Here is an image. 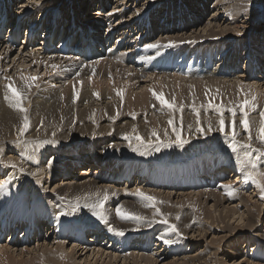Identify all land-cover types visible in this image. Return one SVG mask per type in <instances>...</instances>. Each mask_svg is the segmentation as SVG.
<instances>
[{"label": "bare ground", "instance_id": "obj_1", "mask_svg": "<svg viewBox=\"0 0 264 264\" xmlns=\"http://www.w3.org/2000/svg\"><path fill=\"white\" fill-rule=\"evenodd\" d=\"M74 1L75 0H48L46 2V5L45 4L43 5V3H39V4H41V7L36 8L37 10L35 11L34 10L35 5H30V7L28 5H25L26 3H29L30 0H28V1H26V0H0V70H2L1 68H6L5 66H9V63L13 64L11 66L12 68L7 67L6 69H4V73L7 74V73H11L12 71L15 72L16 75H11L10 78L15 82V86L17 88H20V89L24 88V83H25L24 80L21 78L22 76H28V75L37 76V77H39L37 83H40L39 87L32 88L31 91L28 93L27 101H31L32 107H31V109H28L29 112L27 113L29 115V113L31 112L30 115L28 116L29 121H30V127H29V130L23 135V139L25 137L24 141L26 142L24 145L26 148H24L23 150H30V151L23 153V156H27L29 153H31V151H32L31 148H33L34 151H40L41 150L42 145L40 143H34V145H33L31 143L32 138H35V141H36L37 139L35 136L40 137V138H41V136H43L45 138L46 136H48L50 134H53V133L56 134V130L54 131V128L61 123L58 122L59 120L58 121L56 120L54 115H52V114L48 115V113H49V109H51L57 103L67 104V106L69 104L71 105L73 103L80 104L78 106L81 108L82 107L84 108V111H81L79 113V115L81 114L80 120H84L87 117H92L91 115H95V112L91 110L93 108V107H90L91 105H95L96 102L100 104L101 102L105 101L106 99H110L111 102L107 108L105 106L104 107L107 109L108 114H111L112 116L119 115L123 111L122 107H123V104H125V103L128 104L131 108H134L136 111L142 110L141 113L146 112V110H147L146 108H149L148 110L152 111V109H150V107L147 103V100L151 104L150 106H152V108H154L156 106L158 107L159 104L157 102H159V101H157L155 99V97L153 96V92H156V91H157L156 92L157 94H162L163 97L166 98L167 100H170L172 97L173 100L175 99L176 101L181 100V102L189 103V105L195 104V105L201 106L202 100L206 99V100H211L212 103L213 102L217 103V104L223 103L225 106L229 105V108L237 105V104H234V105H230V104H233L237 101H238V103H240L244 99L245 94H250L248 97L249 99H251V96H253V95L256 96V100L254 101V103L256 104V109L264 111V103H263L264 101L262 100L263 96L261 95L262 90H260V89H262L260 87L264 86V51H261L258 48H257L258 50H256V51L252 50V48L250 47V45H251L250 41L248 40L250 38H248V37H247V40H248L247 43L242 44L243 46L241 45V43H243V40H244L243 38L237 39L235 41L233 40V37H235V35L236 36L247 35L248 33H253L255 30L254 29L255 27H259L260 32H258V34L259 33L262 34L261 41L264 44V30H263L264 24H262L263 21H262V23L258 22L262 18H264V0H229L228 1L229 3H227V2L225 3L226 0H222L221 2L218 0L217 2H220L223 4H218L216 2L217 5L214 8V10H212L210 12V10L207 9L206 12L205 11L202 12L201 15L198 13L200 3L195 2V0H183V1L179 0L178 2L175 1V3H174V1H172L174 4L173 3L172 4L158 3L157 6L154 7L152 10H150L151 7L147 6V5H149V4L151 5V3L153 1H158V0H141V1H143L142 4L140 3L139 0H116V1L113 0V3L115 5L113 6V4H111L110 9L106 10V12H107L106 14H103L101 17H98V16L91 17L92 16L91 15L88 18H86L87 16H85V18H86L85 20L88 23L95 22L96 24H103L106 22V23H109L111 25L114 21H117L116 27L122 28L121 29L122 31L117 35L118 42L124 40L125 41L124 45H125V47H127L128 51L126 53H124L123 56H120V54H121V52H120V54H119L120 57H116V56L109 57V58L103 57L100 60L93 62V63H87V61L85 59L76 57L75 54L78 52V48H79L78 45L75 43V42H77V40H75L74 42L71 40L72 44H68L70 39H68V34L65 32V19H66V17L70 16L73 13ZM161 1L163 2V0H161ZM197 1H199V0H197ZM63 2H65V8H63L61 10V4H63ZM130 2H132L130 7L132 5H134V3L137 4L136 8L133 9V10H135V9H137V10H135L133 13H132L133 10H130L128 7L123 8L124 6H128L130 4ZM54 4L58 5V9L53 11V14L50 15V14H48L49 11H46L44 9H47L46 6L51 7ZM160 5L163 6L162 10L160 9V7H161ZM180 6H183L185 9L180 11L179 8H177ZM220 6H221V8L218 9ZM76 8L82 10L84 7L83 6H77ZM121 8H122V10H121ZM185 10H187L190 13L196 14L195 18L192 21L188 22L186 20V14L184 13ZM115 11H117L119 13L115 14L114 17H111L110 15L113 16V14H114L113 12H115ZM126 11H130L126 14L132 13V15L129 16V19H127V17H126L128 15H125V16L120 15V14H124ZM220 11H221V13H220ZM121 12H123V13H121ZM145 12H146V16H144L143 18H140V15L145 14ZM173 12L174 13L176 12V14H174L176 16L173 15ZM224 15H225V17H224V21L222 23L221 21L223 20ZM171 16H173L172 17L173 23H171L169 21ZM71 17H73V16L71 15ZM121 17H123V22H120V19H122ZM209 17H211L210 20L208 19ZM48 19H50V20L48 21ZM135 20L137 22H135ZM73 21L76 24L75 18H73ZM213 22H214V26L211 27ZM202 26H204V28L202 29V31L204 33L203 32L201 33L199 31L201 34H198V31H197V34H195L196 29H198L199 27H202ZM170 27H173V29ZM170 29L173 30V32H174L173 34H175V35L177 34V36L174 35L172 37L162 38L161 40H159L158 36L160 35V33L169 32L167 30H170ZM175 29H177V30H175ZM191 32H192V34L187 36V34L191 33ZM169 33H171V31ZM179 33H182V34L180 35ZM138 34H140L141 39L143 41L142 49H141L142 51L140 54L137 52V48L139 46L138 45L139 38H136V36ZM251 39H252V37H251ZM22 40H24V42H22ZM241 40H242V42L239 44V42ZM225 41H227V43ZM221 43L227 44L228 47L226 48V50H229V51L234 50V49L235 50L232 53V55L223 57L224 58L223 61L227 62V63L220 67V65L222 64V63L219 64L220 62H222V59L220 58V56H221L220 52L221 51L219 50V46ZM4 44L8 45V47L7 46L4 47ZM152 44H159L160 47L150 48L149 45H152ZM234 44H235V47L239 46V45L240 46L234 48ZM42 45H43V47H41ZM11 46H13V47H11ZM14 47H16L17 49ZM221 47L224 50L223 45ZM113 48H114V50L117 49L115 46H113ZM188 50H190V51H188ZM214 50L216 51V53L214 52ZM243 51L245 52L246 57L241 56L242 55L241 52H243ZM236 53L239 55H236ZM226 55H227V53H226ZM260 59H263V60L261 61ZM155 60L158 63V65L154 68H149V66ZM126 61H128L131 65H129V63ZM185 63H188L190 65H189V69H187L186 71H183V69L185 68ZM215 64H216V66H218V68L215 66ZM53 65H57L58 67L53 68ZM213 66H215V68H213ZM240 66H242V70L237 71L239 68H241ZM91 67H93V68L97 67L98 72H96L95 70L92 71ZM228 69H231V70L225 75V71ZM33 70H35L34 73L30 74V72H32ZM54 70H55V72L62 74L60 76H62L63 79L66 76V75H63L65 73H68L70 76L74 74L75 75L74 78H76V79L73 80L72 82L69 81L66 85H64L63 91H61V92L56 91L55 92V90L49 85V83L50 82L52 83V82L58 80L59 79L58 76L57 77L54 76L52 79H48L47 83L43 82V77L50 75ZM43 71H44V73H43ZM55 72L52 74V76L56 74ZM143 72H146V73H143ZM177 72L185 73V74L189 73V72H194V73H197L198 75H201V73L211 74L212 76L217 75L221 78H219L218 80H211V82H208V83L206 82L207 80L204 83H202L204 81L203 80L200 84L201 86H198V87L197 86L193 87L192 85L188 86V87H182V86L176 85L174 87V86H171L170 82H167V80L170 79L169 78L166 80V82L169 83L167 85V86H169L168 88H167V86L164 87V89H162V90H157V88H156L155 91L153 89H151V87L155 86V81L157 79L158 80L161 79V77H163V75H169V74L171 75V74H175ZM23 73H25V74H23ZM42 73H43V75H42ZM70 73H73V74H70ZM232 73H234V76H235V74H241V73H244V75H243V78H238V77H233ZM91 75H96V77H98V79L96 77H91ZM226 77H232V79L235 78V81L232 83H231V80L229 82H227V80L225 81ZM145 78H147L146 79L147 81L144 80ZM87 80L90 81L91 86H95V89L94 88L89 89L88 87H86V88L83 87L84 82H86ZM125 80H127V81H125ZM151 80L154 81L152 83L151 87H149L147 90H144V87H142L140 92H134V89L132 88V86L127 88L128 90H126V93H125V91L119 89V87H114L113 90L112 89H108V90L103 89L104 86L110 87L111 85L115 86V84H123V83H130V84L133 83L134 84V83H138V82L144 84V83L150 82ZM101 81H102V83H101ZM123 81H125V82H123ZM159 81H161V83H164L165 79L164 80L161 79ZM208 81H209V79H208ZM106 82H110V83L113 82V83L109 84ZM6 83H8V82L5 81V83L0 85V100L2 99V96H4ZM158 83L159 82H157V84ZM172 84H174V83H172ZM221 85L222 86L234 85L235 87L238 88L239 96L236 98L233 95L232 90L222 89L220 87ZM162 86H164V85L162 84ZM242 86L244 89L243 93L241 92ZM117 91H120L123 93V99H121V97L117 95ZM75 92H79L78 99L75 97V94H74ZM187 92L192 93L194 98L196 96V98H195L196 101H194L193 103H190V100L188 102L186 100V98H182V95L187 94ZM94 93H99V99H97V97H96V95H94ZM33 96H34V98H33ZM113 97H116V99H111ZM198 98H202L201 102H198ZM192 100H193V98H192ZM83 103H87V104L82 105ZM155 103L157 105H155ZM174 103H175V101H174ZM99 104H97V105L99 106ZM103 104H104V102H103ZM183 105H185V104H183ZM159 106L161 107V105H159ZM176 106H177V103L175 104V107ZM42 107H43V109H40ZM183 107L184 106H182V108ZM100 108H101V106H100ZM204 108H205V106H204ZM54 109H56V108H54ZM183 109H185V108H183ZM258 110H256V111L259 112ZM61 111L64 113L63 116L66 118V121L70 120L74 116V113H75L73 109L70 110V107L67 109L62 107ZM136 111H134V112H136ZM249 111H250V109H249ZM96 112H100V111L96 110ZM125 112H126V110H125ZM132 112H133V109H132ZM210 112H212V111H210ZM251 112H253V111H251ZM257 112H255V113H257ZM77 113H76V115H77ZM169 113H170V111H169ZM175 113H176V111H175ZM227 113L228 112L226 111V114ZM137 114H139V112ZM170 114H169V116H170ZM189 114L191 115V113H189ZM200 114H201V112H200ZM123 115H125V114H123ZM150 115H152L151 112H150ZM121 116H122V114H121ZM156 116H157V113H156ZM83 117H84V119H82ZM102 117H103V115H102ZM122 117H124V116H122ZM172 117H174V116H172ZM251 117H253V116H251ZM254 117H256V116H254ZM108 118H110V117H108ZM216 118H218V117H215V119ZM236 120H239V118H237ZM96 121H97V119H96ZM144 121H145V119H144ZM216 121H218V120H216ZM22 123H23V121H22V114L21 113H19V112L13 110L12 108L8 107L7 102H6L5 106H3V104L2 105L0 104V145H1V148L3 145L4 146L9 145L7 143H10L11 141L16 140L20 136L18 130L22 127ZM216 123H218V122H216ZM216 123L214 124L215 126H216ZM147 124H149V123H147ZM112 125H114V124H112ZM125 125H126V123H125ZM162 125L164 126V124H162ZM257 125L259 126V124H257ZM94 126L96 127V124ZM119 126H121V125H119ZM147 126L149 127V125H147ZM226 126H228V125H226ZM85 127H83V128H77L76 127L77 131H75V129H73V131H75V132L71 131L72 134L70 135V137L71 138H75V137L79 138V137L86 136L87 133H86ZM138 127H140V125ZM92 128L94 129V127H92ZM111 128H113V127H111ZM189 128H190V125H189ZM123 129L125 130V128H123ZM134 129H135V127H134ZM167 129H168V127L166 126V130ZM187 129L188 128H186L185 133L186 132L188 133ZM106 130H107V128H106ZM135 130H137V129H135ZM205 131L203 133L200 132V135L204 136V135L209 134ZM241 131H242V128H241ZM256 131H258V130H256ZM100 132H102V131H100ZM155 132H156V130H155ZM191 132L192 131H190L189 133H191ZM209 132H211V131H209ZM229 132H231L230 129H229ZM237 132H238L237 133V135H238L240 132L239 131H237ZM94 133H96V132H94ZM107 133H109V131H107ZM134 133L135 134L139 133V131L138 132L134 131ZM183 133H184V131H183ZM218 133L216 135L221 134V133H219V134ZM253 133H254V131L251 132V134L255 135V133L254 134ZM67 134H66V137H68ZM174 134H176V133H174ZM64 135H65V133H64ZM93 135H95V134H93ZM138 135L139 134H137V136ZM147 135H149V134H147ZM212 135H215V134H212ZM133 136H134V134L130 137V139H132ZM185 136H187V135H185ZM192 136L193 135L191 134L190 137H192ZM224 136H226V135H224ZM229 136L231 137V135L228 134L227 138ZM95 137H97V136H95ZM170 137H171V135H170ZM222 137H223V135H222ZM54 138H55V136H54ZM184 138H186V137H184ZM192 138L194 139V136ZM204 138H206V137H204ZM227 138L224 140L226 141ZM45 139H48V137H46ZM49 139H52V138H49ZM188 140L190 142V139H188ZM18 141H20V140H18ZM52 141H55V140H52ZM149 141H151V140H149ZM155 141H157V139H155ZM70 142H72V141L70 140ZM238 142H239V140H238ZM54 143H56V142H54ZM63 143H65V142H63ZM126 143H128V142H126ZM146 143H148V142H146ZM243 143H244V140H243ZM243 143H241V144H243ZM140 144L142 145L143 143H140ZM176 144H178V143L176 142ZM225 144L227 146V144H228L227 141L224 143V145ZM14 145H15V143L11 145L12 148L15 147ZM154 145L156 146V144H154ZM154 145H153V148H155ZM116 146H117V144H116ZM145 146L147 147L148 144H146ZM158 146L160 147L162 145H158ZM168 146L171 147V144ZM192 146H193V144H192ZM124 147H126V145ZM139 147L140 146L138 144V148ZM146 147H142V148H144V150H145ZM150 147H151V145H150ZM164 147H167V146H164ZM238 147H241V146H239V144H238ZM49 148L52 149L51 146ZM147 148L149 149V146ZM162 148H163V146H162ZM241 148L243 149V147H241ZM9 149H11V147ZM135 149H137V147ZM148 149H146V150L149 152ZM162 150H164V149H162ZM165 150H167V149H165ZM211 150H213V149H211ZM132 151H134V150H132ZM217 151H215V152H217ZM48 152H49V150H42L40 152V154L45 157V155H47ZM138 152L139 151L135 152V154H137ZM212 152L213 151H211V153ZM13 153H14V150H13ZM4 154H5L4 152L0 154V163L3 164L2 167L4 168L3 173L2 172L1 173L4 175L3 177L6 178V180H8L9 188H0V264H76V260H77L76 257H77L78 252L83 253L80 255L82 258L85 257L84 263H80V264H91V261L93 262V264H124L127 261L126 259H129L127 257L126 258L119 257V255H116V254L117 253H123L126 250H128L129 248L131 249V247H129L131 244L128 245L129 243L126 242V244H127L126 250L125 251H123V250L119 251L120 249L117 247H120V245L122 244L121 240H116L113 243V245H108L110 243V241H108L109 233H107L106 231L99 230L98 228H90L87 225H83L81 230H79V227H81L82 224L79 221L75 222L73 224L72 216L74 215V213L69 214L67 212V210L61 206H55V205H52L50 207L47 206V203L51 200V198H46L44 196V194L42 195V193L39 191V188H38V186L40 184L43 186V184H42L43 182H46V183L48 182V181H45L46 180L45 169L41 168L42 171L39 169L37 170V168H39L40 166H43V162L42 163L36 162L34 164V163H30V161H28L25 163L18 156L16 157L14 155H12V156L10 155L11 157L7 158V156H4ZM6 154H7V152H6ZM129 155L130 154H128L126 156H129ZM131 155H132V152H131ZM214 155H215V153H214ZM123 156L124 155H122V157ZM137 156H139V155L137 154ZM212 156L213 155H211V157ZM256 156H257V154H256ZM116 157H118V156H116ZM175 157L176 156L173 157L174 161L178 160L179 157H176V158ZM257 157H259V156H257ZM26 159L27 158H24V160H26ZM160 160L169 161L171 159H167L166 157H161ZM147 161H149V160H147ZM208 161H210V160H208ZM154 164H156V162ZM161 164L164 165L167 163H161ZM214 164L215 163H213L212 165H214ZM12 165H15V167H12ZM168 165L169 166L179 165V163L168 164ZM73 166H76V164ZM52 167L57 169L55 173L60 175V178L63 179L62 184H59V182H58V183H55L53 185L56 193H57V191H58V193H61V192H66L67 190L68 191L69 190L77 191L78 194H79V192H83V193L84 192H92L96 189H99L101 183H103L105 181L109 182L110 185H108V184H106L105 186L101 185V187L113 189V188H110L111 185L115 186V185L119 184V186L125 187L127 189V190L126 189L124 190L126 193H128V192L131 193L134 190L129 191L128 189H130L134 184L138 186L142 182L144 185H146L148 183L147 177H144L142 175H135L134 176V175H132V173L129 175H125L124 177L117 175L115 173L102 174V170H103L102 166H99L98 164H96L94 162L91 163V161L90 162L88 161V164L83 166L82 169L79 170V168H78V169H75L73 171V172H75L74 174H72L73 178H74L73 181H70L69 183H64L65 181H68L69 179L72 178L71 177L72 175L69 174L70 171L64 167L60 168V166L58 164H52ZM211 169H213V168H211ZM228 169H229V167H228ZM214 170H215V168H214ZM205 171L206 170H204V172ZM219 171H220V173H219ZM228 171L229 170H225V168H220V169L216 170L214 173L218 177H221L220 180H224V177L228 173ZM187 172L194 174V170L192 168H187ZM36 174H39V178L37 177L38 179H34ZM230 175L237 177V174L233 173V171H231ZM50 179H52V178H50ZM238 179L240 182V181H243V179H245V178L239 177ZM92 181L95 182L94 188H90ZM208 181L210 182V180H208ZM212 181H214V180H212ZM76 183H78V184H76ZM245 183L246 182H242L241 184H243L244 187H247L246 184L250 183V182H247L246 184ZM209 185H210V183H209ZM220 185L224 186V185H229V184L223 183ZM235 185L236 184H234V186ZM254 185L258 191V193H256V195L257 194H259L260 196L264 195V193L261 192L260 188L257 187L256 184H254ZM137 186H136V188H137ZM222 186H220V187H222ZM240 188H241V185L239 188H237V190L240 191L241 190ZM139 189H141L144 192L142 187ZM45 190H47V189H45ZM136 190H138V189H136ZM102 191H104V190H102ZM111 191H110V193H111ZM151 191H153V190H151ZM151 191H150V193H151ZM213 192H211V193H213ZM110 193L108 192V194H110ZM114 193H116V192H114ZM153 193L155 194V192H153ZM205 193H207V192H205ZM99 194H101V193H98V196H99ZM145 194H147V193L145 192ZM148 194H149V192H148ZM169 194H171V193L169 192ZM81 195H83V194H81ZM102 195H105V194L102 193ZM172 195L175 196V194H172ZM251 195H253V194H251ZM71 196H73V195H71ZM196 196H197V198H194L195 196L191 197V193H190V197H189V198H191L190 204H191L194 212H199V211L200 212H205V211L207 212L206 206L205 205L203 206L202 203H200L201 198L205 199V202H208V199L215 198L216 203L217 204L220 203V206L227 204V203H229V205H230L231 203H233L235 201V198H237L239 196L241 198L240 193L236 194L235 198H231L227 195V193H223V192H215V193L207 195V196H205L203 194H199ZM74 197H77V196L74 195ZM79 197H81V196H79ZM79 197H77V198H79ZM94 197H95V195H94ZM252 197L249 196L248 198H246L245 203H242V205L236 204L237 206L235 208H233V206H235V205H233L232 208H231V206H230V208L229 207L223 208L221 210V213L218 215V217L220 216L219 218H217L216 216H213V214L216 213V210H214V212H212V214H209V215L207 214L206 218L208 220H212L213 225L216 221L220 220L221 222L218 224L225 223V225H226L225 230H226V228L228 226V222L231 219H233L234 217L236 218V215H238V216H240V218L237 217L238 219H240L238 224L242 223V225L235 227L237 229V233L239 232V230L241 229L242 226H248V227H251L252 229H255V226H257L259 221H260V216L262 215V212H263V208H262L263 205L259 204V202H254L255 203L254 208H249L250 199H253ZM157 198H159V197L157 196ZM160 198H161V196H160ZM182 198H184V197H182ZM189 198L185 201H188ZM34 199H36V201H33ZM65 199H64V201H65ZM98 199H100V198H97L96 200L99 201ZM154 199H155V196H154ZM74 200L76 201V199H74ZM102 200H103V198H102ZM168 200H169V197H168ZM62 201H63V199H62ZM91 201L92 200L90 199V202ZM161 201H162V198H161ZM86 203L88 204V201ZM124 203H125V201H124ZM127 203H128V201H127ZM62 204H64V202ZM140 204H141V202H140ZM159 204H160V202H159ZM162 204H160V205H162ZM169 205H172V204H169ZM182 205H184V204H182ZM79 206H81V205L79 204ZM166 206H167V204H166ZM220 206H218V208ZM107 207H104V208H107ZM175 207L177 208V206H175ZM212 207H214V205ZM180 209H181V205H180ZM180 209H179V211H180ZM239 209H244L245 212H243V211L241 212V211H239ZM179 211H177V212H179ZM191 211H192V209H191ZM61 212L65 213V215H61ZM174 212H176V211H174ZM104 213H106V212H104ZM108 213H107V215H108ZM137 214H138V212H137ZM177 214H179V213H177ZM110 215H111V213H110ZM179 216H180V214H179ZM147 217H149V216H147ZM155 218H157V217H155ZM215 218H217L216 221H214ZM109 219L112 220L113 218H109ZM238 219H236L235 223L237 222ZM115 221H117V220H115ZM208 222H211V221H208ZM112 223H113V221H112ZM176 223H178V222H176ZM120 224H121V220H120ZM202 224L203 223H201V225ZM206 224H208V223H206ZM175 225H177V224H175ZM229 226L231 227L232 225H229ZM148 227H146V228H148ZM177 227H179V226H177ZM199 227L201 228V226H199ZM210 227H212V226L210 225L209 228ZM146 228L144 226L143 229L145 230ZM231 228L233 229V226ZM67 229H69V230H67ZM179 229H180V227H179ZM186 230H188V229H186ZM208 230H212V228L208 229ZM208 230H207V232H208ZM194 232L196 234L198 233V235L201 236V234H204L205 231H203V229H201V230L197 229ZM237 233H236V235H237ZM5 235H6V238L8 237V239L4 243H2V240H4V238H5ZM126 235H128V234H126ZM132 235H135V233ZM187 235H188V233H187ZM206 235H209V233L205 232V236ZM210 235H213V234L210 233ZM236 235L233 238H239L241 236V234H238L239 236H236ZM119 236H121V235H119ZM1 237H3V239ZM203 237L204 236H202V238ZM114 238H117V237H114ZM134 238H135V240L133 241L134 243H132V244H134L136 247H141L143 241H142V239H140V236L134 237ZM148 238H149V236H148ZM226 238H227L226 236L222 237V238H217L215 240V246L216 247L211 249V247L207 246V250H206L207 253L204 255L202 253V255H198V256H194V257L190 256L189 258L187 257V258L183 259L181 261V263L179 262L178 258H174L173 261L175 259H177V262L180 264H186V263L187 264L188 263L219 264V262H218L219 260H217L218 259L217 255L219 253V248L221 247V245H226V244H222V242ZM254 238H256L257 241H255ZM53 240H54V243L51 244V241H53ZM161 241H163L162 237L160 239L158 238V241L154 244L155 247H153L152 250H156L157 249L156 246H158L160 244L159 242H161ZM186 241H188V238L187 239L185 238L184 242H186ZM248 242H252L254 247L257 245L256 248L253 249V251H255V254H256V256L255 255L254 256L257 258H255L253 260L255 261V260H258L262 257L264 258V248L262 246V245H264V238H259V236L257 234H255L254 236L248 237L247 240L245 241V244L247 243V245H246V247L243 248L244 250L249 247L250 243H248ZM84 243H85V245H84ZM176 244H178V241ZM68 246H72V247L70 249H68L69 248ZM113 246L116 248H112ZM135 246H133V247H135ZM172 247H174V246H172ZM159 249L162 250V248H158V250ZM170 250H171V248H170ZM173 250H175V249H173ZM140 251H141V248H140ZM143 251L148 252L147 249H145ZM163 251H165V250H163ZM209 252H210V254L208 256L207 254ZM159 253L160 252L158 251V254ZM235 253H237V252H235ZM137 254L136 255H132V254L130 255L132 257L131 261L134 262L133 264H142L143 262L145 264H152V263H155V261H158L159 259H161V256H162V255L160 256L161 253L159 254L158 257L155 256L156 254L152 255V256L148 255L146 257L139 256V254L138 255ZM164 254H165V252H164ZM61 257H63V258H61ZM81 257L79 259H81ZM138 257H140V259H138ZM177 262H175V263H177ZM253 262L251 261V263H250V262L246 261V259L244 258L243 264H252ZM175 263L173 262L170 264H175ZM223 263H225V262H223Z\"/></svg>", "mask_w": 264, "mask_h": 264}, {"label": "rangeland", "instance_id": "obj_2", "mask_svg": "<svg viewBox=\"0 0 264 264\" xmlns=\"http://www.w3.org/2000/svg\"><path fill=\"white\" fill-rule=\"evenodd\" d=\"M26 1H28V0H26ZM47 1L48 0H35V2H33V0H30V2L29 3H26L25 5H28L29 7H30V5H35L34 10L36 11L37 10L36 8L41 7V4H39V3H43V5L44 4L46 5V2ZM139 1L142 4L143 1H141V0H139ZM172 1H174V3H175V1L178 2L179 0H163V2L161 0H158V1H153L151 3V5L149 4L147 6H150L151 7L150 10H152L154 7L157 6L158 3L172 4L173 3ZM217 1L218 0H199V1L195 0V2L200 3L199 4L198 13L201 15V13L204 12V11L206 12L207 9L210 10V12H211L216 7V5H217L216 2ZM219 1L221 2L222 0H219ZM228 1L229 0H226L225 3L226 2L229 3ZM132 2H130V4L128 6H124L123 8L128 7L130 10H133L134 8H136L137 4L134 3V5H132L130 7V5L132 4ZM220 2H217V3L218 4H223V3H220ZM46 8L47 9H44V10L49 11L48 14L51 15V14H53V11H55L56 9H58V5L57 4H54L51 7L46 6ZM63 8H65V2H63V4H61V10ZM177 8H179L180 11H182V10L185 9L183 6H180V7H177ZM220 8H221V6L218 9H220ZM160 9L162 10L163 9V6H161ZM121 10H122V8H121ZM135 10H137V9H135ZM135 10H133L132 13ZM128 12H130V11H126L124 14H120V15L121 16L128 15L126 17H127V19H129V16H131L132 13L131 14L130 13L129 14H126ZM113 13H112L113 16L110 15L111 17H114L115 14H117L119 12L115 11ZM121 13H123V12H121ZM184 13L186 14V20L188 22L192 21L195 18V15H196L194 13L188 12L187 10H185ZM220 13H221V11H220ZM174 14H176V12L175 13L173 12V15ZM144 16H146V12H145V14H141L140 15V18H143ZM174 16H176V15H174ZM172 17L173 16H171V18L169 20L171 23H173ZM224 17H225V15L223 16V20L221 21L222 23L224 21ZM121 18L122 19H120V22H123V17H121ZM210 18L211 17H209L208 19L210 20ZM263 19L264 18H262L258 22L259 23L260 22L262 23V21H263L262 24H264V20ZM49 20L50 19H48V21ZM115 22H117V21H114L112 24H114ZM135 22H137V21L135 20ZM212 26H214V22L212 23L211 27ZM170 28L173 29V27H170ZM203 28H204V26L199 27L198 29H196V31H195L196 33L195 34H197V31H198V34H201L203 32L202 31ZM254 29H253L254 30L253 33H248L247 35H240V36H236L235 35V37H233V40L235 41L237 39L243 38L244 39L243 40V43H241L242 40L239 42V44L241 43V45L244 44V43H247V41L249 40L250 41V44H251L250 47L252 48V50L256 51V50L260 49L261 51H264V44L261 41L262 34L261 33L258 34V32H260V29H259V27H255ZM175 30H177V29H175ZM263 30H264V27H263ZM167 31H169V32L171 31V33H169V32L160 33V35L158 36L159 40H161L162 38L172 37V36L175 35V34H173L174 33L173 30L170 29V30H167ZM179 34L181 35L182 33H179ZM191 34H192V32L191 33H188L187 36H189ZM175 36H177V34ZM247 37L250 38V39L247 40ZM251 37H252V39H251ZM225 42L227 43V41H225ZM222 45H223L224 50L221 47ZM239 46H236V47H239ZM4 47H6V46L4 45ZM227 47L228 46L225 43H221L220 46H219V50L221 51L220 52V55L222 56V57L220 56V58L222 59V62L219 63V64L222 63L220 65V67L223 66V65H225L227 63V62H224L223 61V59H224L223 57L232 55V53L235 50L234 48H236L235 47V44H234V48H233L234 50H230V51L229 50H226ZM188 51H190V50H188ZM214 52L216 53L215 50H214ZM226 53H227V55H226ZM241 54H242L241 56L246 57L244 51L241 52ZM236 55H239V54L236 53ZM260 60L262 61L263 59H260ZM12 65L13 64L9 63V66H5V67L6 68L7 67L12 68L11 67ZM189 65L190 64H188V63L185 64V68L183 69V71H186L187 69H189ZM215 66H216V64H215ZM215 66H213V68H215ZM216 67L218 68V66H216ZM240 67L241 68H239L237 71L242 70V66H240ZM6 68H1L2 70H0V85H2L3 83H5V81H6L4 79L5 76L10 77L11 75H16V73L13 72V71L11 73L5 74L4 73V69H6ZM91 70L92 71L95 70L96 72H98L97 67L96 68L91 67ZM230 70L231 69L226 70L225 71V75ZM34 71L35 70H33L32 72H30V74H33ZM54 72H55V70L50 74L51 76L50 75H47V76L43 77V82L47 83L48 82V79H52L54 76L55 77L58 76L59 77L58 80H56V81H54L52 83L51 82L49 83V85L55 90V92L56 91H58V92L63 91V88H64L63 86L64 85H66L69 81L72 82L73 80L76 79V78H74L75 75L73 73H70V74H73L71 76L68 73L63 74V75H66L65 78L63 79V77L60 76L62 74L57 73V72H55L56 74L52 76V74ZM43 73H44V71H43ZM43 73H42V75H43ZM143 73H146V72H143ZM23 74H25V73H23ZM243 75H244V73L235 74V76H234V73H232V76L233 77H238V78H243ZM91 77H96V75H91ZM96 78L98 79V77H96ZM219 78H221V77H219L217 75H213L212 76L211 74H203V73H201V75H198L197 73H194V72H189V73H186V74L185 73H179V72H177V73L171 74V75L170 74L169 75H163V77H161V79L162 80L165 79V82L163 81L164 83H161V81H159L161 79H159V80L157 79L155 81V86H153L154 88L151 87L152 83L154 82V81L151 80L152 82L150 81V82L144 83V84L138 82V83H134V84L133 83H131V84L130 83L115 84V86H112L111 85L110 87L104 86L103 89L104 90H108V89H112L113 90L114 87H119V89L125 91V93H126V90H128L127 88H129V87L132 86V88L134 89V92H140L142 87H144V90H147L149 87H151V89H153L155 91L156 88H157V90L164 89V87H166L169 84L167 82H170L171 86H174V87L176 85L177 86H182V87H188V86H191V85L193 87L194 86L195 87L196 86L198 87V86H201L200 84H201V82L203 80L204 81L202 83H204L206 80H207L206 82L208 83V82H211V80H218ZM146 79L147 78H145L144 80H146ZM167 79H169V80H167ZM208 79H209V81H208ZM166 80H167V82H166ZM226 80H227V82H229L231 80V83H232V82L235 81V78L232 79V77H226L225 81ZM125 81H127V80H125ZM125 81H123V82H125ZM6 82H8V81H6ZM157 82H159L158 83L159 85L157 84ZM101 83H102V81H101ZM106 83L112 84L113 82H111V83L110 82H106ZM172 83H174V84H172ZM38 84H40V83H38ZM162 84L164 86H162ZM83 87L84 88L88 87L89 89L90 88H94L95 89V86H91L90 85V81L89 80H87L86 82H84ZM168 87L169 86H167V88ZM220 87L222 89H230V90H232V93H233V95L236 98L239 96L238 88L235 87L234 85H229V86H222L221 85ZM260 88H262L260 90H262L261 91L262 92L261 95L263 96V99L262 100L264 101V86L263 87H260ZM33 98H34V96H33ZM182 98H186V100L188 102L190 100V103H193L194 101H196L195 100L196 96L194 98L193 97V94L190 93V92H187V94L182 95ZM192 98H193V100H192ZM111 99H116V97H113ZM171 99L170 100H167L166 99V100L167 101H170V103L171 102L174 103V101H175L174 106L177 103V106L178 107L177 106L175 107L177 109L178 108L180 109V108H182V106H184L183 107V108H185V109H183L184 112L183 111L180 112L179 110H176V113H175V111H172V110H170V109H168L166 107L165 108L162 107V106L160 107L159 106L160 105L159 102H157L159 104L158 107L156 106V107L152 108V106H150L151 104L147 100V103H148L150 109H152V111H149L148 110L149 108H146L147 109L146 112H144V113L142 112L141 113L142 110H140V111L137 110L136 111L134 108H131L128 104L125 103V104H123V107H122V110L123 111L119 115H117V116H112L111 114H108L107 109H106L108 107V105L110 104L111 100L110 99H106L105 101H103L104 104H103V102H101L100 104L96 102L95 105H91L90 106V107H93L92 109L91 108L90 109L95 112V115L96 116L95 115H91L92 117H87L86 119H84V117H85L84 116L82 118L84 120H80L81 119V114L79 115V113L81 111H84V108L83 107H82L83 108L82 109L81 107L78 106L80 104L73 103V104H71V105L69 104L67 106V104L57 103L51 109H49V113H48V115H50V114L54 115L55 118H56V120L57 121L59 120L58 122L61 123V124L57 125L54 128V131L56 130V134L53 133V134H50V135L46 136V137H48V139H45L46 137L44 138L43 136H41V138L35 136L36 139H37L36 141H35V138H32L31 139V143L33 145H34V143H40L42 145V148H41L40 151H34L33 148H31L32 149L31 153H29L27 156H23V153L29 152L30 150H23L24 148H26L24 146L25 143H26L24 141L25 140V137L23 139V136L22 137L19 136L16 140H13L10 143H7L9 145H6V146L3 145L2 148H1V145H0V154L4 152L5 153L4 156H7V158L11 157L12 155H14L16 157L18 156L25 163L28 162V161H30V163H34V164L36 162H39V163H42L43 162V166H40L39 168H37V170L39 169V170L42 171V169H45V171H46V173H45L46 174V180L45 181H48V182L47 183L46 182H43L42 183L43 186L40 184L39 186L41 188L39 186H38V188H39V191L42 193V195L44 194V196L46 198H51V200L47 203V206L48 207H50L52 205L61 206V207L65 208L69 214L74 213V215L72 216L73 224L75 222H78V221L82 224V226L79 227V230H81V228L83 227V225H87L90 228H98L99 230L106 231L107 233H109V235H108V237H109L108 238V241H110V243L108 245H113V243L116 240H121L122 241V244L120 245V247H117V248L120 249L119 251H122V250L125 251L126 250V247H127L126 242L129 243L128 245L131 244L129 246V247H131V249L129 248L128 250H126L123 253H117L116 254V255H119V257H122V258H126V257L129 258V259H126L127 261L124 264H126V263L127 264H133L134 262L131 261V258L132 257L130 255L131 254L132 255H136L137 253L139 254V256H143V257H146L148 255H151L152 256V255H155V254H156L155 256L158 257L159 254L161 253L160 254V256L162 255L161 256V259H159L158 261H155V263H152V264H156V263L157 264H170V263H173V262L175 263V262H177V259H175L173 261L174 258H178L179 262L181 263V261L183 259L187 258V257L189 258L190 256L191 257H194V256L202 255V253H203V255L206 254L207 253V251H206L207 250V246L208 247H211V249L214 248V247H216L215 246V240L217 238H222V237H225V236L227 238L222 242V244H226V245H221V247L219 248V253L217 255V257H218L217 260H219L218 261L219 264L220 263L221 264H243L244 263V258L246 259V261H248V262L251 263V261L252 262L254 261L253 259L257 258V257H255L256 256L255 251H253V249L256 248L257 245L254 247V245H253L252 242H248V243H250L249 247L247 249H245V250L243 248L246 247L247 243L245 244V241L250 236H254L255 234H257L259 236V238H264V199H261V197L264 196V195H261V196L259 194L256 195V193H258V191H257V188H255V185L253 183H251V182L250 183H247V184L245 183L247 185V187H244V185L241 184V183L242 182H245L244 181L245 179H243V181H240L239 182V179L238 178L239 177L240 178L241 177L245 178V174L248 171H252V169H251V167H250V165L248 163V160H247V158L245 156V152H250L251 157L253 158V160L260 166V169L262 168L261 170H264V166H263L264 165V157H259V159H256L257 156H259V153L258 152L256 153L255 151H250V150H247L245 147H243L244 145H246L249 142L248 141V133L245 132V130L243 129V127L240 125V119H242V116L240 115V113L238 111H237V117H236V119L239 118V120H237V126L238 127H236V133H238L237 131L240 132L241 131V128H242V131L238 135H236V139H237V141L239 140V146L243 147V149L241 147H238L237 146V152L234 153L228 147V144H227V146H226V144L224 145V143L226 141L228 143V141L230 142V140H231V137L230 136L227 138V135L228 134L231 135V132H229V129L231 131V127H230V124H231V114L229 112L227 114L225 112V114H224V116H225V123H226V125H228L226 127V132L228 134L226 136H224L225 133H221V132H219L217 130L218 127H219V117H218L217 113H215L216 111H214L213 109H209L208 108L207 105L209 103V100H206V99H203L202 100V98H198V102H201V100H202V105L200 106V105H195V104L189 105V103H183V102H181V100H177L176 101L175 99L173 100L172 97H171ZM253 103H254V101H253ZM0 104L1 105L3 104V106L6 105V101L4 100V96H2V99L0 100ZM86 104L87 103H83L82 105H86ZM97 104H99V106ZM183 104H185V105H183ZM213 104L219 105V104L214 103V102H213ZM234 104H238V101L235 102V103H233V104H230V105H234ZM155 105H157V104L155 103ZM25 106L28 109H31V107H32L31 101H26ZM100 106H101V108L103 110L100 108ZM192 106H195L196 108H198V110L200 108L202 109V110L201 109L199 110V112H201L200 117H199V124L197 123V118H196L195 113H193V107ZM204 106H205V108H204ZM62 107L63 108H66V109L70 107V110H72V109L74 110L75 113H74V116L70 119L71 121L70 120L66 121V118L63 116L64 113L61 111V108ZM225 107H229V105H226ZM54 108H56V109H54ZM40 109H43V107L40 108ZM132 109H133V112H132ZM96 110L97 111L99 110L100 112H96ZM125 110H126V112H125ZM256 110H258V109H256ZM134 111H136V112H134ZM169 111H170L171 114L169 113ZM210 111H212V112H210ZM248 111H249V109H248ZM258 111L259 112L255 111L257 113H255L254 111L251 112V109L249 111V123L251 125L250 126V131L251 132L254 131V133H255V135H252L251 134L253 136L252 137V140H251V143H253L252 144L253 149L254 148L255 149L259 148L261 150H264V144H262L261 141H260V139L258 138V135H259L258 134L259 133V129L258 128L260 127V123H261L260 122L261 121V117H260L259 113L262 112L261 110H258ZM28 112H29V110H28ZM138 112H139V114H137ZM150 112H151L152 115H150ZM155 112L157 113V116H156V113ZM30 113H29V115H30ZM76 113H77V115H76ZM189 113H191V115ZM121 114L124 117H122ZM123 114H125V115H123ZM169 114H170V116H169ZM102 115H103V117H102ZM172 116H174V117H172ZM251 116H253V117H251ZM254 116H256V117H254ZM108 117H110V118H108ZM215 117H218V118L215 119ZM96 119H97V121H96ZM144 119H145V121H144ZM170 119L173 120L174 124L176 125L175 127L177 128V131H180L181 137H182V139L184 141L183 144H180V143L177 142V140H176V134H174L176 132L173 131V125H169V123H168V121ZM216 120H218V121H216ZM216 122H218V123H216ZM125 123H126V125H125ZM147 123H149V124H147ZM215 123H216V126L214 125ZM95 124H96V127L94 126ZM112 124H114V125H112ZM138 124L140 125V127H138L139 126ZM162 124H164V126ZM257 124H259V126ZM119 125H121V126H119ZM147 125H149V127ZM189 125H190V128H189ZM166 126L168 127L167 130H166ZM76 127L77 128H83V127H85L86 133H87L88 136L86 135V136L79 137V138L78 137L71 138L70 135L72 134V132L77 131L76 130ZM92 127H94V129ZM111 127H113L114 129L111 128ZM134 127L137 130H135ZM209 127L212 128V131H211L212 133L209 132L208 129H207ZM106 128H107V130H106ZM123 128H125V130ZM186 128H188L187 129L188 133L187 132L185 133ZM199 128H203L204 131L206 130L205 132H207L209 134L204 135V136L200 135V131H198ZM73 129H75V131H73ZM155 130H156V133L159 136V140H157V141H155L156 137H154L152 135L153 131H155ZM256 130H258V131H256ZM100 131H102V132H100ZM107 131H109L110 134L107 133ZM134 131H136V132L139 131V133H136L135 134ZM167 131L168 132L170 131V132L168 133ZM183 131H184V133H183ZM190 131H192V132L189 133ZM94 132H96V133H94ZM218 132L221 133L224 138ZM64 133H65V135H64ZM217 133L219 135H216ZM59 134L61 136L62 135L63 136L61 137ZM66 134H67V136L69 138L66 137ZM93 134H95V135H93ZM125 134L127 135V137H129V139H125V136H126ZM133 134H134V136L132 137V139H130V137ZM137 134H139L138 136H140L144 140V143L142 145L139 142L136 141ZM147 134H149V135H147ZM169 134L171 135V137H170ZM191 134L194 136V139L192 138L193 136L190 137ZM212 134H215V135H212ZM185 135H187V136H185ZM54 136H55V138H54ZM95 136H97V137H95ZM184 137H186V138H184ZM204 137H206V138H204ZM225 137L227 138L226 141L224 140V139H226ZM49 138H52V139H49ZM188 139H190V142H189ZM18 140H20V141H18ZM52 140H55V141H52ZM70 140L72 142H70ZM149 140H151V141H149ZM243 140H244V143H243ZM62 141L65 142V143H63ZM222 141L223 142L225 141V142L223 143ZM54 142H56V143H54ZM120 142L122 144L124 142L125 143L122 145ZM126 142H128V143L130 142L131 144L130 143L128 144ZM146 142H148V143H146ZM176 142L178 144H176ZM14 143H15V145H14L15 147H13L14 148L13 149L11 145L14 144ZM241 143H243V144H241ZM116 144H117V146H116ZM138 144L140 146L139 147L140 149L138 148ZM146 144H148L149 149L147 148L148 146L147 147L145 146ZM154 144H156L157 147ZM170 144H171V147L172 148L170 146H168ZM192 144H193L194 147L192 146ZM125 145H126V147H124ZM150 145H151V147H150ZM153 145H154L155 148H153ZM158 145H162L163 148H162V146L159 147ZM9 146L11 147V149H9L10 148ZM50 146L52 147V149L49 148ZM135 146L137 147L136 151H132L133 149L136 148ZM164 146H167V147H164ZM142 147H146L145 150ZM157 148H159V151L156 150ZM146 149H148L149 152ZM162 149H164V150H162ZM165 149H167V150H165ZM211 149H213V150H211ZM13 150H14V153H13ZM42 150H49V152L47 153V155H45V157L40 154V152ZM214 150L215 151L218 150V151L215 152ZM137 151H139L137 153L139 156H137V154H135V152H137ZM211 151H213V152L211 153ZM6 152H7V154H6ZM131 152H132V155H131ZM127 153L130 154V155L129 156H126V155H128ZM140 153H144V154L141 155ZM214 153H215V155H214ZM256 154H257V156H256ZM122 155H124L126 158L124 156L122 157ZM211 155H213V156L211 157ZM116 156H118V157H116ZM174 156L179 157L178 160H175L176 162L173 159ZM161 157H166L167 159H171V160H169V161H165L164 160L163 161V160H160ZM24 158H27V159L24 160ZM147 160H149V161H147ZM208 160H210V161H208ZM238 160L240 161V163L237 162ZM88 161L89 162L91 161V163L94 162V163L98 164L99 166H102V169H103L102 170V174L115 173L117 175H120V176H123L124 177L125 175H129V174L132 173V175H134V176L135 175H142L144 177H147L148 178L147 179V182L148 183L146 185H144L143 182H142L138 186L134 184L130 189H128L129 191L134 190L131 193L130 192L126 193L124 191L126 188L125 187H122V186H119V184H117L115 186H112L111 185L110 188H113V189L101 187V185H103V186H105L106 184L110 185V183L109 182H106V181L103 182V183H101V185H100V188L101 189L99 188V189H96V190H94L92 192H84V193L83 192H79L80 195L78 194L77 191H74V190H69V191L67 190L69 193L67 191L66 192H61V193H58V191H57V193H56V191L54 190L53 185L55 183H58V182H59V184H62L63 179L60 178V175H58V174L55 173L57 169L54 168V167H52V164H58L60 166V168L64 167V168L68 169L70 171L69 174L72 175V174L75 173V172H73L75 169H78V168H79V170L82 169L83 166H85L86 164H88ZM155 162H156V164H154ZM161 163H167V164H164L163 165ZM175 163H179V165H172V166H169L168 165V164H175ZM213 163H215V164L212 165ZM75 164H76V166H73ZM0 165H1L0 166V184L4 185L3 188H9V186H8V180H6V178H4L3 177L4 175L2 174L3 173V169H4L2 167L3 164L0 163ZM228 167H229V169H228ZM187 168H192L194 170V174H191V173L187 172ZM211 168H213V169H211ZM214 168H215V170H214ZM220 168H225V170H229L228 173L225 175L224 180H220L221 177H218L214 173L216 170H218ZM204 170H206L207 172L206 171L204 172ZM231 171H233V173L237 174V177H234L233 175H232L233 176L232 177L230 175L231 174ZM219 173H220V171H219ZM35 177H34V179H38L39 178V174H36ZM71 177H72L71 179H69L68 181H65L64 183H69L70 181H73V179H74L73 178V175ZM50 178H52V179H50ZM208 180H210V182ZM212 180H214V181H212ZM78 183H76V184H78ZM209 183H210V185H209ZM223 183H225V184L227 183L231 187H233V189L236 190V194H238V193L241 194V198L239 196V197L235 198V201L233 203H231L230 205H229V203L226 202L227 204H224L222 206H220V203H218V204L216 203V199L215 198L208 199V202H205V199H202L201 198L202 201L200 200V203H202L203 206L204 205L206 206L207 212L206 211L205 212H200V211L199 212H194V210H193V208H192V206L190 204V199H191V198H189L190 197V193H191V197H194L195 196L194 198H197L196 195H199V194H203V195L207 196V195L213 194L215 192L227 193L228 189L225 187L227 185H224V186L220 185V184H223ZM234 184H236V185L234 186ZM240 185H241V188H240L241 190L239 191V190H237V188H239ZM94 186H95V182L92 181L90 188H94ZM136 186H137V188H136ZM220 186H222V187H220ZM141 187L144 190V192L141 189H139ZM45 189H47V190H45ZM136 189H138V190H136ZM102 190H104V191H102ZM111 190L112 191L114 190V191L112 192ZM151 190H153V191H151ZM110 191H111V193H110ZM150 191H151V193L153 195L150 193ZM108 192L110 194H108ZM114 192H116V193H114ZM138 192H143V193L146 192L147 193L146 195H148V196H152L153 198L155 196V201H158L159 200L158 202H160V204L163 203L164 204V205L162 204L163 206L160 205L159 203L156 204V208H158L160 210V213L162 215H159V214L156 213V208L146 206V204H148V202L147 201H144L140 196H138L136 194ZM148 192H149V194H148ZM153 192H155V194ZM169 192L171 194H169ZM205 192H207V193H205ZM211 192H213V193H211ZM98 193H101V194H99V196H98ZM102 193H104L105 195H102ZM81 194H83V195H81ZM172 194H175V196L172 195ZM181 194L182 195L184 194V195L182 196ZM251 194H253V195H251ZM71 195H73V196H71ZM74 195H76L77 197H79V196H81V197L77 198V197H74ZM94 195H95V197H94ZM105 196L107 197L106 200L104 199ZM157 196L159 198H157ZM160 196H161L163 202L161 201ZM181 196L184 197V198H182ZM249 196L250 197L253 196L252 197L253 199H250V206H249V208H254V204H255L254 202H259V204H262L263 205V207H262L263 208V212H262V215L260 216V221H259L258 225L255 226V229H252L251 227H248V226H242L241 229L239 230V232L237 233V229L235 227L242 225V223L238 224V222L240 221V219H238V218H240V216H238V215H236V218L234 217L233 219H231L228 222V226H227L226 230H225V227H226L225 223L218 224L221 221L220 220L216 221V219L220 217V216L218 217V215L221 213V210L223 208H225V207L226 208L227 207L230 208V206L232 208L233 205H235V206H233V208H235L237 206L236 204H241L242 205V203H245L246 198H248ZM168 197H169V200H168ZM61 198L63 199V201H62ZM97 198H100V199H98L99 201L96 200ZM102 198H103V200H102ZM188 198H189V200L188 201H185ZM64 199H65V201H64ZM74 199H76L77 202ZM90 199L92 200L91 202H90ZM86 200L88 201V204L86 203L87 202ZM33 201H36V199H34ZM124 201H125V203H124ZM127 201H128V203H127ZM63 202H64V204H62ZM101 202H103L104 207H107V206L108 207L107 208H104L103 207V209H101L99 207V204ZM140 202H141V204H140ZM181 203L184 204V205H182ZM79 204L81 206H79ZM166 204H167V206L169 204H172V205H169L167 207ZM122 205H123V208L125 210H127L129 212H132V213H134L136 215H139L140 214L139 216H142V217L144 216L145 219L142 220V221H135V220H127L126 221V220H121L119 218V216L115 215L116 214V211L115 210L117 208H119L120 206H122ZM180 205H181V209H180ZM213 205H214V207H212ZM175 206H177V208ZM218 206H220V207L218 208ZM179 209H180V211H179ZM191 209H192V211H191ZM214 210H216V213H214L213 216H216L217 218L214 219V221H216V222L213 225L212 220H208L206 217H207V214L208 215L209 214H212V212H214ZM174 211H176V212H174ZM177 211H179V212H177ZM239 211L245 212L244 209H239ZM101 212L103 213L104 217L108 220V223L107 224H105L104 223V220L100 218V215L99 214ZM104 212H106V213H104ZM137 212H138V214H137ZM107 213H108V215H107ZM110 213H111V215L112 214L113 215L111 216ZM177 213H179L180 216ZM113 216L115 218L116 217L117 218L115 219ZM147 216H149V217H147ZM155 217H157V218H155ZM177 217H179V219H177ZM109 218H113V219L110 220ZM236 219H238V220L235 223ZM115 220H117V221H115ZM120 220H121V224H120ZM161 220H167V223L166 224L165 223H161ZM112 221H113V223H112ZM208 221H211V222H208ZM176 222H178V223H176ZM201 223H203L202 224L203 226L201 225ZM206 223H208V224H206ZM175 224H177V225H175ZM171 225H175L176 226V228H177V231L176 232H173L172 231ZM210 225L212 227L209 228ZM229 225H232L233 226V229L231 228L232 226L230 227ZM144 226H145V228L146 227H148V228H146L144 230L143 229ZM177 226H179L180 229ZM199 226H201V228ZM112 228L116 229L117 231L116 232L111 231L110 229H112ZM211 228H212V230H208V229H211ZM186 229H188V230H186ZM197 229L198 230L203 229V231H205L206 233H209V235H206L205 236V232H204V234H201V236H199L198 233L196 234L194 232ZM67 230H69V229H67ZM207 230H208V232H207ZM120 231H122L125 235L119 236L117 234V232H120ZM134 233H135V235H132ZM187 233H188V235H187ZM210 233H212L213 235H210ZM233 233L235 235L237 233L236 236H239L238 234H241V236L239 238H233L235 236ZM126 234H128V235H126ZM138 236H140V239H142V241H143L141 247H136L134 244H132V243H134L133 241L135 240L134 237H138ZM148 236H149V238H148ZM202 236H204V237L202 238ZM114 237H117V238H114ZM161 237H162L163 241L159 242L160 244L158 246H156L157 247L156 250H152L153 247H155L154 244L158 241V238L160 239ZM5 238H6V235H5ZM5 238H4V240H2V243H4L8 239V237L6 239ZM185 238L186 239L188 238V241L184 242ZM165 239L172 240L173 242L171 244H166V243H164V240ZM254 240L257 241L256 238H254ZM177 241H178V244H176ZM53 243H54V240L51 241V244H53ZM84 245H85V243H84ZM133 246H135V247H133ZM172 246H174V247L176 246V247L174 248ZM262 246L264 248V245H262ZM68 247H69L68 249H70L72 246H68ZM169 247L171 248V250H170ZM112 248H116V247L113 246ZM140 248H141V251H140ZM158 248H162V250L161 249L158 250ZM172 248L175 249V250H173ZM145 249H147L148 252L147 251H143ZM163 250H165V251H163ZM158 251L160 252L159 254H158ZM164 252H165V254H164ZM210 252L207 254L208 256H209ZM235 252H237L238 254L235 253ZM81 254H83V253L82 252H78L77 253L76 264L84 263L85 257L82 258L80 256ZM80 257H81V259H79ZM138 259H140V257H138ZM223 262H225V263H223ZM180 263L177 262L175 264H180ZM91 264H93L92 261H91ZM142 264H145V263L143 262ZM188 264H196V263H188ZM252 264H264V258L262 257V258H260L258 260H255Z\"/></svg>", "mask_w": 264, "mask_h": 264}, {"label": "snow or ice", "instance_id": "obj_3", "mask_svg": "<svg viewBox=\"0 0 264 264\" xmlns=\"http://www.w3.org/2000/svg\"><path fill=\"white\" fill-rule=\"evenodd\" d=\"M33 2H35V0H33ZM150 48H158L160 47L159 44H152L149 45ZM57 65H53V68H57ZM24 80V88L20 89L17 88L15 86V82L10 78L5 76L4 79L6 81H8V83H6L5 85V93H4V100L7 102L8 107L12 108L13 110L19 112L22 114V127L18 130L19 131V135L23 136L30 127V121H29V117L27 115L28 113V108L25 106V103L28 99V93L31 91L32 88L34 87H39V84L37 83L39 77L37 76H33V75H28V76H22L21 77ZM244 89L243 86L241 87V92L243 93ZM75 97L78 99L79 97V92H75ZM94 95H96L97 99H99V93H94ZM117 95L121 97V99H123V93L120 91H117ZM250 94H245L244 99L238 103L237 105L233 106V107H225L223 103L216 105L213 104L211 100H209L208 103V108L209 109H213L216 111V113L218 114L219 117V127H218V131L221 133H225V135H227L226 132V123H225V112H229L231 114V140L230 142H228V147L232 150V152H237V146L239 144V142L236 139V127H237V111H239L240 115L242 116V119L240 120V125L243 127V129L245 130V132H247L248 135V140L249 142L244 145L243 147H245L246 149L250 150V151H255L259 153V157H264V150H261L259 148L257 149H253L252 147V135H251V131H250V123H249V111L248 109H251V111H256V104L253 103V101L256 100V96H251V99H249ZM153 96L155 97V99L157 101H159L160 105L162 107H166L172 111H176L179 110L180 112L183 111V108L180 109H176L174 106V103H170L169 101H167L162 94H157L156 92H153ZM193 112L195 113L196 117H197V123L199 124V117H200V112L199 110L193 106ZM260 117H261V123H260V127H259V135L258 138L260 139L261 143L264 144V111L259 113ZM182 122V121H181ZM169 125H173V131L176 132V140L178 143L183 144L184 141L181 137V133L180 131H177L173 120H169L168 121ZM198 131H200L201 133L204 132L203 128H199ZM208 131H212V128L209 127ZM152 135L154 137H156L157 140H159V136L158 134L153 131ZM125 139H129V137L125 136ZM136 140L140 143H144L143 138H141L140 136H136ZM134 151H136V149H133ZM157 151H159V148L156 149ZM144 153H141V155H143ZM245 156L248 160V163L252 169V171H248L245 174V182H251L253 184H256L257 187L260 188L261 192L264 193V170H260V166L253 160V158L250 155V152H246ZM259 157H257L256 159H259ZM238 163H240V161H237ZM12 167H15V165H12ZM4 185L0 184V188H3ZM228 191H227V195L231 198H235L236 195V190L233 189L230 185L225 186ZM138 196H140L144 201H147L148 204H146V206L148 207H153L156 208V204L159 203L158 201H155V199L152 196H148L143 192H138L137 193ZM104 199L106 200L107 197L105 196ZM261 199H264V196L261 197ZM78 206V205H77ZM99 207L101 209H103L104 204L103 202L100 203ZM156 213L159 215H162L160 213V210L158 208H156ZM61 215H65V213L61 212ZM100 218L104 220V223L107 224L108 220L104 217L103 213L101 212L100 214ZM116 215L119 216V218L121 220H135V221H142L145 218L139 215H136L132 212H129L127 210H125L123 208V206H120L119 208L116 209ZM177 219H179V217H177ZM161 223H167V220H161ZM171 229L173 232L177 231V228L175 225H171ZM113 232H116L117 230L112 228L110 229ZM118 235L123 236L124 233L122 231L117 232ZM173 241L169 240V239H165L164 243L166 244H171ZM63 258V257H61Z\"/></svg>", "mask_w": 264, "mask_h": 264}, {"label": "built area", "instance_id": "obj_4", "mask_svg": "<svg viewBox=\"0 0 264 264\" xmlns=\"http://www.w3.org/2000/svg\"><path fill=\"white\" fill-rule=\"evenodd\" d=\"M109 0H75L74 1V4H73V13H72V16H76L77 13L79 12L80 9L76 8L77 6H83L84 8L80 11H82V13H84L85 11H89L88 15L90 16L91 14H95L94 16H98V17H101V11L106 7V5L108 4ZM77 13H76V12ZM74 14V15H73ZM93 17V16H91ZM88 18V17H87ZM86 21V20H85ZM76 24L77 26L80 28L83 27L84 24L81 25V20L77 17L76 19ZM98 26V24L96 25V27ZM68 27H66L67 29ZM101 32V31H100ZM99 33V32H98ZM93 38L96 40V41H101L102 38L100 36V34H95L93 35Z\"/></svg>", "mask_w": 264, "mask_h": 264}]
</instances>
